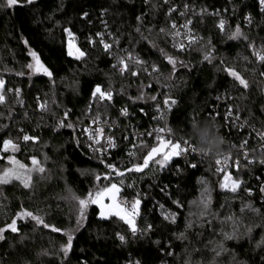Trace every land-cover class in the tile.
<instances>
[{
	"label": "trees",
	"instance_id": "trees-1",
	"mask_svg": "<svg viewBox=\"0 0 264 264\" xmlns=\"http://www.w3.org/2000/svg\"><path fill=\"white\" fill-rule=\"evenodd\" d=\"M246 15L251 23L244 20ZM137 16L142 17L140 22ZM221 20L223 30L218 27ZM181 23L187 24L193 39L182 49L174 46L178 42L173 35ZM237 25L247 39L231 38ZM65 27L86 54L80 60L67 55ZM179 31L184 37L185 28ZM98 32L111 45L110 53L105 52ZM249 43L256 49L264 46V13L258 0H37L30 7L0 8V79L5 82L0 89L5 96L0 103V170L12 153L2 150L5 139L17 143L12 153L17 160L29 166L30 158L36 156L46 169L33 173L30 188L18 180L0 184V227L27 210L61 230L75 228L76 204L66 199L67 190L86 198L111 182L119 185L120 198L131 201L138 194L141 199L137 227L152 225L146 235L134 237L123 221L114 216L99 220L98 206L89 205L88 219L74 233L73 247L64 257L59 252L66 241L62 231L53 232L31 218L18 219L19 233L8 231L0 240V264H134L137 260L140 264H264L260 191L264 165L259 163L264 141L255 136L264 132V61L256 60ZM29 47L54 79L42 72L29 74L25 67L31 60ZM209 49L210 61L204 59ZM129 53L132 60L127 59ZM117 57L126 58L128 69L123 74ZM167 57L175 59V72ZM136 59L143 63L137 64ZM227 68L239 72L249 87L239 85ZM20 72L24 74L17 75ZM97 84L104 91L111 90V101H92ZM15 89H20L21 102ZM141 94L143 99H137ZM152 96L157 99L151 100ZM166 96L177 101L171 110L163 109ZM39 103H46L45 109ZM229 107L231 117L239 110L238 118L245 124L225 118ZM124 108L127 115H121ZM65 111H69L65 124H73L72 128L58 126ZM193 116L198 121L189 127ZM97 118L107 121L102 122L104 126L117 122L112 133L116 147L103 157L90 152L82 133V125ZM210 118L219 124L224 141L217 154L186 153L174 157L164 169L152 162L143 172H125L122 177L105 167L113 164L124 171L142 163L143 156L158 144L153 130L165 126L172 130L168 135L173 142L190 135L197 147V129ZM25 134L38 139L25 141ZM74 137L79 138V146ZM223 154L229 157L233 179L242 181L235 193L219 186L223 171L217 173L216 159ZM105 175L111 179L104 180ZM203 195L210 198L206 209ZM173 201H179L180 207ZM248 204L258 211L245 208ZM161 205L164 212L176 213L175 223L163 219ZM117 232L125 235V243L116 238ZM180 233L184 239L177 238ZM226 234L233 238L226 239Z\"/></svg>",
	"mask_w": 264,
	"mask_h": 264
},
{
	"label": "snow or ice",
	"instance_id": "snow-or-ice-1",
	"mask_svg": "<svg viewBox=\"0 0 264 264\" xmlns=\"http://www.w3.org/2000/svg\"><path fill=\"white\" fill-rule=\"evenodd\" d=\"M37 0H3L2 3H0V8H8V9H14L16 7L25 8L30 7L33 4H35ZM148 0H145V3H147ZM259 8L261 13H264V0H258ZM174 11V9L169 8V12ZM88 13L84 12L83 17H87ZM101 15H104V12H101ZM137 21L140 22L142 20L141 16H137ZM244 20L246 22L251 23V17L246 15L244 17ZM188 23L190 24L191 21L189 20ZM106 27V26H105ZM184 28H187V24L183 26ZM218 27H220L223 30L224 27V21L221 20L219 22ZM172 28L175 29L176 25L173 24ZM139 27L137 28V31H139ZM163 32L164 30L161 29ZM64 34L67 37V55L69 57H74L76 60H80L83 58L86 54L82 50H80L78 47H76L74 41L75 36L70 28L65 27L63 29ZM110 35V34H109ZM174 36H179V32H175L173 34ZM96 36L100 38V43L103 46L105 52L110 53L111 51V45L104 42V34L103 33H96ZM240 36H244V33L241 32L240 26L237 25L236 29L233 31L231 38L235 39ZM188 38L190 43L193 42L191 33L189 32ZM245 39H247V36H244ZM25 46H28V41H23ZM89 44L93 43L92 37H89L88 39ZM178 48H183V43L174 45ZM248 47L253 50V55L255 56L256 60L258 61H264V46H262L261 49H256L254 44L249 43ZM28 54L32 57V61L29 62L25 67L29 70V74L34 73H43L45 76L49 77V79H54V74L44 65V63L40 60L37 53L32 50L30 47L28 48ZM125 57H117V62L121 65V74H123L128 69V64L125 62ZM128 60H132L133 57L131 53H129ZM169 64H171L172 71L175 72L176 70V61L172 57H167ZM205 60H211V49L207 51V54L204 56ZM137 64L143 63L139 59H136ZM181 65H183V62H181ZM147 70V69H146ZM152 71H157L155 65H153ZM227 71L228 75L233 77L236 82H238L239 85L243 86L245 89L249 87V82L243 78V76L237 72L236 70L232 68L225 69ZM23 72L17 73V75H23ZM132 75H136L135 72L132 73ZM261 75H264L262 73ZM4 80L0 79V88L4 86ZM9 91H13L9 89ZM15 95L17 96V102H21L19 100L20 97V89H15ZM92 101L96 100L97 98L100 101H111L112 100V92L111 90L104 91L102 90L101 86L99 84L95 85L92 89L91 93ZM39 99V98H38ZM137 99H143V94H141L140 97H137ZM151 100L155 101L157 99L156 96L150 97ZM217 99H220L218 96ZM90 101V103L92 102ZM5 102V96L3 92H0V103ZM177 101L175 99H171L170 97L166 96L164 99V108L166 110H171L173 105H176ZM38 106L43 110L46 107V103H39ZM157 111H161L159 105H157ZM127 108L121 109V115H127ZM69 115V111H65L64 119L60 120L58 122L59 127H68L72 128L73 124L67 123L65 124V120H67ZM232 115V108L229 107L226 119ZM239 116V110H237V119ZM163 119V115L160 117ZM192 122L189 127L193 126V122L198 121L195 116L191 118ZM99 122L98 118L93 120L92 124H97ZM82 131L87 136V148L92 151H104L102 146L99 145L100 138L103 133V129L100 127L95 128L94 132H89V129L83 128ZM156 135V140L158 142V146H154L147 152V155L143 156V162H136L133 163L130 168H126L124 171H119L115 165L113 164H105V167L110 170V172L115 173L116 176L122 177L124 176L125 172H135V173H141L144 169L148 168L150 166V162H153L155 165H158L160 169H164L169 166L170 162L173 160L174 157H180L182 155H186L188 151L191 152H198L201 153L200 150H198L197 147L192 145L193 138L188 135L187 138L182 137L179 141L173 142V139H165L164 136L160 135L162 132H167L168 134H171V129L165 126V128H156L153 130ZM149 135H152V132H149ZM257 135L260 136V139L264 141V132H257ZM23 139L25 141H37V137L35 136H29L25 134L23 136ZM76 144L79 146V138L74 137ZM125 139H128V137H125ZM3 148L2 150L7 152L9 150L16 151L17 144L14 143L11 139H5L2 142ZM107 144L109 147H115V142L112 140L111 137L107 139ZM183 145V147L181 146ZM244 145L242 144L241 147ZM140 147H143V142H141ZM262 148H264V144L261 145ZM204 156H208L205 153H202ZM130 156H135L134 152L129 153ZM248 153L245 152L244 156L245 159L248 157ZM31 164L32 167H26L24 164L20 163L18 160H16L14 157L9 156L8 160L9 163L12 165V167H5L3 170H0V184H8L12 180H18L21 185H23L24 188H30L33 186V173H45L46 169L42 166L41 162L37 159L36 156H32L31 158ZM47 159V157H45ZM228 157H223L222 159H217L216 164L218 167L216 168L217 173H221L223 169H225L227 165ZM104 161L101 160V163ZM249 164L253 163V160L248 161ZM259 163L264 165V157L259 159ZM191 167H195V165H190ZM237 166H239V161H237ZM176 172H180V168H176ZM42 179L44 177H41ZM96 180L99 181L101 177L99 175H96ZM104 180H110V175H105L103 177ZM122 183V181H121ZM242 181L240 179H233V177L229 174L228 171L223 170V180L220 182V188L221 189H228L229 191L235 193L237 189L241 186ZM129 188L134 187V185L129 184ZM249 194H251L250 189H245ZM121 189L117 186V184L112 183L110 186L104 187L96 191L95 196L92 195L90 192L86 198H80L76 196L74 193H72L71 189H68V195L66 199H69L73 201L76 204L75 209V220H76V226L75 228H68L61 230L60 228L54 227L52 225H49L45 222L44 218L35 215L30 211L22 210L20 212H17L15 216L11 219L10 223H6L3 227H0V240L5 239V233L10 231L11 233H19V227H18V219H26L31 218L32 221H35L37 225H42L44 228H51L53 232H63V236L66 237V241L61 243L59 246V252L63 254L64 257L68 256V253L73 247V239H74V233L76 231H79L80 228L84 227V224L86 220L88 219V207L89 205H96L99 208L98 212V219L99 220H109L110 218L117 217L119 220L123 221L130 230L131 234L135 237L138 233L140 235H146L148 232L151 231L152 225L147 224L144 229H139L136 225V217L140 215V205H141V199L138 198V194L136 198H133L130 202L129 201H119L117 199L118 194L120 193ZM260 191L262 194H264V185L261 186ZM205 193H207V189H205ZM110 201L109 203H106L105 201ZM174 204L177 205V207H180L179 201H173ZM201 203L204 205V208H207V205L210 203L209 199H202ZM245 208L251 209L253 212H257L258 210L253 208L250 204L245 205ZM161 214L163 216V219L165 221H170L172 223H175L176 221V213L174 212H164L163 211V205H161ZM204 214L203 212L201 213ZM190 225H186V227H189ZM248 231H251L249 228ZM116 238L123 244L126 242L125 235L121 234L120 232L116 233ZM178 239H184V233H180L177 237ZM226 239L233 238L230 235H225ZM155 243H159V241H155ZM223 250V249H222ZM171 255L172 253H168ZM220 253L217 252V255ZM86 264V262H84ZM134 264H140V261H135ZM187 264V262H186Z\"/></svg>",
	"mask_w": 264,
	"mask_h": 264
},
{
	"label": "built area",
	"instance_id": "built-area-1",
	"mask_svg": "<svg viewBox=\"0 0 264 264\" xmlns=\"http://www.w3.org/2000/svg\"><path fill=\"white\" fill-rule=\"evenodd\" d=\"M184 25H185L184 23H181V25H179V26L176 28V31H175V32H179V33H180L179 28H180L181 26H184ZM183 28H184V27H183ZM189 32H190V30H189V28H188V26H187V28H185V36H184V37H183L181 34H180L179 36H176V40H177V42H178L177 44L183 43V45L185 46V44L189 42V38H188V34H189ZM186 45H187V44H186ZM262 73H264V70L262 71ZM262 76H263V81H264V75H262ZM263 87H264V86H263ZM263 91H264V88H263ZM223 102H224L223 99L219 100V103H223ZM163 107H164V105H163ZM163 109L166 110L165 108H163ZM226 114H227V112H225L224 115L226 116ZM228 118H232V117L229 116ZM232 119H234L235 122H241V124H245L244 121L239 120V118L237 119V116H234ZM92 121H93V120H91L90 122H88V123L82 125V129H83V128H87V129H89V132H94L95 128H97V127H100V128H101V126H102L101 123H102V122H101L100 120H99V122H98L97 124H92V123H91ZM116 126H117V122H110V123H108L106 126H104L105 129H103L104 131H103V133H102V136H101V138H100L99 145H98V146H102L103 149H104V151H96L95 153L92 152V151H90V152L94 153L95 155H98L99 157H103V156L107 155L108 153H110L112 150H114L115 147H116V139H115V137L113 136L112 133H113V131L115 130ZM82 133H83V136H84V139H85V143H87V136H86V134H85L83 131H82ZM153 133H154L155 138H156V135H157V134H156L154 131H153ZM160 135L164 136L165 139H172V137L169 136L167 132H162V133H160ZM255 136L258 137V138H260V136H258L257 133H255ZM109 137H111L112 140L115 142V147H109V146H108V144H107V139H108ZM168 137H170V138H168ZM181 146L183 147V145H181ZM86 147H87V146H86ZM187 153H194V152L188 151ZM225 156L228 157L227 155L223 154V155H220L217 159H222V158L225 157ZM217 159H216V160H217ZM228 160H229V157H228ZM216 167H218L217 164H216ZM223 170L228 171L229 174L231 175V173H230V171H229V169H228V161H227V165H226L225 169H223ZM223 170H222V171H223ZM231 176H232V175H231ZM222 180H223V175H222ZM262 196H263V198H264V194H262ZM119 201L123 202V201H129V200H126V199L120 198ZM129 202H130V201H129Z\"/></svg>",
	"mask_w": 264,
	"mask_h": 264
},
{
	"label": "clouds",
	"instance_id": "clouds-1",
	"mask_svg": "<svg viewBox=\"0 0 264 264\" xmlns=\"http://www.w3.org/2000/svg\"><path fill=\"white\" fill-rule=\"evenodd\" d=\"M204 126L197 129L194 137L198 150L207 155L217 154L221 145L224 143L223 138L218 132L219 124L214 118L204 120ZM195 127V125H194Z\"/></svg>",
	"mask_w": 264,
	"mask_h": 264
},
{
	"label": "rangeland",
	"instance_id": "rangeland-1",
	"mask_svg": "<svg viewBox=\"0 0 264 264\" xmlns=\"http://www.w3.org/2000/svg\"><path fill=\"white\" fill-rule=\"evenodd\" d=\"M32 61V57H31V60H30V62ZM1 89V88H0ZM100 121L101 122H107L106 120L104 121V120H102V119H100ZM110 122H113V121H110ZM102 124V126H101V128L102 129H105V127H104V124L103 123H101ZM13 142H14V140H12ZM14 143H16V142H14ZM17 144V143H16ZM17 150V149H16ZM8 152H12V153H14V151H11V150H9ZM12 153H10V155L9 156H12V157H14L15 159H16V157L14 156V154H12ZM17 160V159H16ZM19 161V160H18ZM6 164L1 168V170H3L5 167H12V165L9 163V160H8V158L6 159ZM20 163H22V164H24L23 162H21V161H19ZM26 167H32V164H31V161H30V165L28 166V165H26V164H24ZM112 183H115V184H117L116 182H111V183H109L108 185H106L105 187H107V186H110ZM117 186L119 187V185L117 184ZM203 197L205 198V199H209V198H206L204 195H203ZM117 199L119 200L120 199V196H119V194H118V196H117ZM106 203H109L110 201H105ZM99 209V208H98ZM228 221L229 222H231L232 223V225L234 224V222L233 221H231L230 219H228Z\"/></svg>",
	"mask_w": 264,
	"mask_h": 264
},
{
	"label": "water",
	"instance_id": "water-1",
	"mask_svg": "<svg viewBox=\"0 0 264 264\" xmlns=\"http://www.w3.org/2000/svg\"><path fill=\"white\" fill-rule=\"evenodd\" d=\"M156 146H158V144H157ZM151 163H152V162H150V164H151ZM146 169H147V168H146ZM146 169H144V170H146ZM144 170H143V171H144Z\"/></svg>",
	"mask_w": 264,
	"mask_h": 264
}]
</instances>
